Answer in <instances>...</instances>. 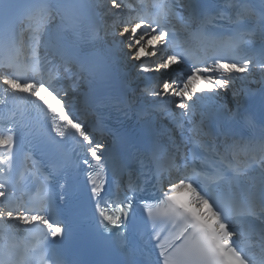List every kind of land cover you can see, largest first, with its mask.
Returning <instances> with one entry per match:
<instances>
[{
    "label": "snow or ice",
    "instance_id": "6c2138e0",
    "mask_svg": "<svg viewBox=\"0 0 264 264\" xmlns=\"http://www.w3.org/2000/svg\"><path fill=\"white\" fill-rule=\"evenodd\" d=\"M256 68L264 0H0V264H264Z\"/></svg>",
    "mask_w": 264,
    "mask_h": 264
},
{
    "label": "bare ground",
    "instance_id": "6f19581e",
    "mask_svg": "<svg viewBox=\"0 0 264 264\" xmlns=\"http://www.w3.org/2000/svg\"><path fill=\"white\" fill-rule=\"evenodd\" d=\"M264 70H261L259 68L254 69V79L249 80V82L242 83L240 80L236 81L235 87L237 89H240L242 92L247 91L248 89H257L260 87V84L258 81L261 79V73ZM225 100L230 102L233 101L232 92L231 89L226 93ZM166 123V122H165Z\"/></svg>",
    "mask_w": 264,
    "mask_h": 264
}]
</instances>
